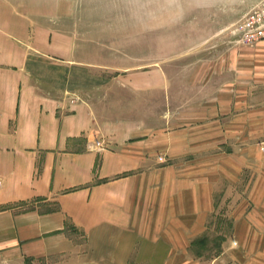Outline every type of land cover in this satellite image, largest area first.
Returning a JSON list of instances; mask_svg holds the SVG:
<instances>
[{
  "label": "crops",
  "instance_id": "0c3cea01",
  "mask_svg": "<svg viewBox=\"0 0 264 264\" xmlns=\"http://www.w3.org/2000/svg\"><path fill=\"white\" fill-rule=\"evenodd\" d=\"M65 1L0 0V264H264V37L214 49L179 128L165 68Z\"/></svg>",
  "mask_w": 264,
  "mask_h": 264
},
{
  "label": "rangeland",
  "instance_id": "374dc122",
  "mask_svg": "<svg viewBox=\"0 0 264 264\" xmlns=\"http://www.w3.org/2000/svg\"><path fill=\"white\" fill-rule=\"evenodd\" d=\"M259 1L66 0L64 10L67 15L78 10L79 19L94 23L95 27L103 23L110 30V45H125V49L130 51L125 55L127 58L137 59L142 66L156 64L165 68L162 72L171 78L174 114L179 117L175 125L181 128L182 119L196 116L199 93H211L213 90L214 80H208V77L214 57L219 56L214 49L232 44L250 45L261 39L242 43L234 32L246 13ZM110 56L114 58L117 55ZM161 112L159 106V116ZM188 125L193 124L184 123L183 127ZM262 148L261 144L257 145L252 157L255 159V173L263 171L262 166L256 165L259 161L256 158L264 156ZM244 152L237 151V158H246ZM228 200L220 198L217 201L226 207ZM213 221L215 225L207 226L202 235L206 241L197 243L192 248L193 252L210 254L234 243L232 215L223 213L215 220L212 218Z\"/></svg>",
  "mask_w": 264,
  "mask_h": 264
},
{
  "label": "built area",
  "instance_id": "2783aa9c",
  "mask_svg": "<svg viewBox=\"0 0 264 264\" xmlns=\"http://www.w3.org/2000/svg\"><path fill=\"white\" fill-rule=\"evenodd\" d=\"M235 30L238 40L242 43L264 37V0H260L246 13ZM95 145L100 146L98 141L95 142Z\"/></svg>",
  "mask_w": 264,
  "mask_h": 264
}]
</instances>
